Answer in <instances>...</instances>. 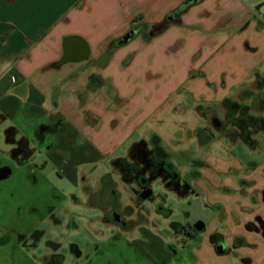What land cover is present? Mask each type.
<instances>
[{
  "label": "rangeland",
  "instance_id": "rangeland-1",
  "mask_svg": "<svg viewBox=\"0 0 264 264\" xmlns=\"http://www.w3.org/2000/svg\"><path fill=\"white\" fill-rule=\"evenodd\" d=\"M129 1L98 0L94 3L90 16L92 15L91 18L96 21L101 31L112 29L121 31L126 28L124 26L128 22L126 18H128ZM247 1L255 5H253L254 12L264 9V0ZM20 2L15 1L10 6L0 4L2 5L0 24L4 25L15 20L19 23L25 21L29 16V10L18 8ZM261 16L264 22V10ZM80 17L83 18L84 15ZM80 20L67 26L71 30L79 29ZM12 32L13 29H9L4 34L8 35ZM171 34L167 32L153 39L148 47L140 51L135 63L127 68L123 67L127 65L129 59L119 66L120 58L127 48L118 50L112 55L115 67L113 77L118 81L117 85L121 93L135 90L136 93L130 104L122 110L120 107L126 100L123 104L122 100L117 101L120 107L116 114L118 122L116 129L111 130L109 120H103L104 117H102L104 125L100 131L94 127L84 129L79 126L81 129L79 140L91 139V146L109 152L105 158L97 162H94L95 158L91 157L92 150L88 147L86 157H91L92 162L87 158L86 163L67 161L66 148L69 147H57L49 157L45 154V148L40 147L32 155L30 152L26 156L28 163L32 162L40 173L38 177L40 176L41 182L39 180V185H32L26 175L22 178L20 171L24 167L20 166L15 152L21 138L20 131H14L12 120H5L0 116V171H2L0 264H43V259L53 252L45 251L48 239L60 245L59 252L65 257V264H264V238L259 234L251 232L245 233L248 236L235 237V241L241 238L244 243L246 239L251 247L241 246L230 249L227 247V252L222 255L215 254L208 242L209 234L215 231L222 232L228 228L230 230L228 229L226 239L231 242L232 233L240 226L244 228V224L249 220L247 216L251 218L262 212L264 215V204L254 206L251 205L253 203L251 200L248 201L249 203H244L240 199L241 195L244 196L245 192L249 193L252 190L255 194H260L253 179L258 181L259 187H264V131L259 130L255 134L254 139L261 142L255 147L244 144L236 134H218L214 131L216 134L214 140L206 146L199 145L195 136L196 128L210 127L212 117L217 116L220 119L223 117V110L219 105L223 96L238 101L241 91H257L253 76L250 75L252 79L247 78L251 70L249 68L246 72V69L256 63L255 78L264 77V34L258 33L254 28L247 31L233 30L225 46L226 52L214 56L212 61L211 59L205 61L209 63L205 68L209 73H214L218 66L224 71L220 73L219 82L217 81L213 92H201L198 100H195L197 98H194L189 91L196 88L200 82L198 79L195 81L189 79L188 72L191 75L199 74L195 72V68L200 63L195 59L198 55L199 58L206 59L211 52L198 50L195 38L197 34L190 32L185 38L183 37L184 48L167 57L165 49L170 43L163 42ZM213 39L215 37L207 36L205 42H213ZM245 41L248 42V47L256 49L251 52L244 50ZM17 42L18 39H13L6 45H0V65L17 46ZM191 65L195 67L192 70H190ZM54 71L56 72L55 69L52 70ZM85 102L91 101H75L79 109L83 108ZM244 102L251 105L252 100L248 98ZM105 104L106 101L102 102V105ZM253 109L255 111L251 112L252 115L264 118L263 109H259L258 105ZM85 114L88 115L86 112ZM70 117H74L73 113ZM87 117L92 120L91 115ZM17 122L20 124V121ZM115 125L116 122L113 121L112 126ZM152 134L160 137L161 145L166 151L174 154L185 153L177 158L174 157L182 181L186 180L184 174L191 169L188 165L190 160L208 161L210 165L208 170L204 171L208 176L206 183L199 181L196 185L197 189L194 185L195 181H191L192 189L178 194L174 189L164 187L161 181L154 180L151 183L153 199L141 202L149 212L148 225L127 232L114 225L105 224L100 220L98 211L88 203V196L85 195L83 188L89 185L95 189L98 175L111 171L114 174L113 178L114 176L116 178L120 207L129 203L136 208L130 201L132 196L128 188L122 185L119 169L114 164L110 166V161L127 158L133 143H139L143 137L147 138ZM32 135L28 133L30 138ZM53 138L48 136L45 144H51ZM254 164L258 167L255 170L250 169L249 176H242L247 173L243 167L249 170ZM80 168L81 173L76 181L72 180L74 170ZM218 170L222 172L217 174ZM82 176L86 182L82 180ZM244 179L250 183L247 190L239 186L240 180ZM235 193L237 196L232 195ZM217 202L226 206L228 210L226 215L212 206ZM49 204L59 211L55 214L60 218V222L56 224L50 219L37 225V228L43 229L46 234L35 240V248L27 246L29 242L26 246L19 245L14 240V232L16 229L19 230L21 221L34 219L35 217L30 215L31 211L43 210L45 205ZM160 209L166 211V214L169 211L170 214L165 215L164 212L162 214ZM227 218L230 221H227ZM36 219L38 221L40 218ZM241 221V225H238ZM197 222L204 224L205 233L200 232L196 239L191 240L179 233V227H194ZM252 222L256 223V220L253 219ZM261 225L264 227V222ZM254 227L257 229L258 224L256 223ZM142 230L143 236L140 235ZM262 235L264 236L263 233ZM149 236L152 239H149L148 243ZM137 237L141 240H135ZM141 243H144V246H141ZM199 243L200 245L194 248ZM72 246L77 248L79 256L74 252L75 249H70ZM245 259H249L250 263L244 262Z\"/></svg>",
  "mask_w": 264,
  "mask_h": 264
},
{
  "label": "crops",
  "instance_id": "crops-1",
  "mask_svg": "<svg viewBox=\"0 0 264 264\" xmlns=\"http://www.w3.org/2000/svg\"><path fill=\"white\" fill-rule=\"evenodd\" d=\"M15 1H21L18 8L23 7L28 9L29 16L26 17L23 23H19L15 20L9 21L4 25L0 24V36L6 35V38L0 42V45H6L9 41L18 39L17 46L6 56L3 64L0 65V116L5 120H12V123H14V125H12L13 129L27 136L28 133H32V130L37 127L42 119L48 122H52L56 119L64 121V124L59 126L55 132L53 149L50 150L51 152L48 151L45 153L47 157H49L57 147L61 146L69 147L66 148L67 161L86 163L85 161H87L88 158L86 157L87 147L92 150L91 157L95 158V160L93 159L94 162L99 161L101 158H105L109 153L107 150H98V147H94V145L91 146V139L89 141L79 140L81 131L79 126H82L84 129L87 127H94V129L97 128V131H100L104 125L102 121L109 120L111 130L116 129L118 125L116 114L119 112L118 107H120L117 101L122 100L123 104L124 100H126L120 107L121 110L124 109L130 104L136 90L133 92L129 91V93L125 94L121 93L118 87L119 85H117L118 81L114 80L115 78L113 77L115 67L112 56L107 65L103 68L92 63H90V65L86 64L87 61L98 58L109 41L124 35L132 27L141 23H155L161 21L181 4L190 0H130V5L127 8L128 18H126L128 22L124 26L126 28L121 31H117L116 29L101 31L95 23L96 21L91 18L92 15L90 16V13L93 11L94 3L98 0H0V4L10 6ZM192 1V4L179 15L180 23L172 24L162 34L167 32L172 33L170 37L163 42L170 43L165 49L167 57H170L169 55L172 53L175 54L184 48V38L190 32L197 34L195 38L198 50H205L208 53L211 52L208 57L206 56V59H201L199 58L200 55H198L195 60L199 61L198 63L200 64L197 65L196 68L194 65L190 66V70L195 68V72H199V74L191 75L188 72L189 79L192 81L198 79L200 82L196 88L189 91V93L193 94L194 98H197L195 100H198L199 94H202L201 92H213V89L216 88L217 81L219 82L220 73L224 71L222 67L218 66L217 69L213 71L214 73H209V71L205 69L209 63H205V61L208 59L212 61L214 56L226 52L225 46L227 45L230 35L233 34V30L247 31L250 28H254L258 33L264 34V22L261 16L264 9H259V11L256 10L254 12V4H251V2L247 0ZM2 5H0V8ZM80 15H84V17L81 18ZM78 19H81L80 28L71 30L67 25H70L74 21L78 22ZM9 29H13V32L8 35L4 34V32ZM176 35L178 38L175 39ZM210 35L215 37V39H213V42L206 43L205 39ZM66 37H76L82 40L87 45L88 58L83 61L68 62L58 66L56 63L62 56L63 39ZM153 39L144 42L140 37H136L124 46L118 48L116 51L127 48L120 58L121 62L119 66L123 61H127V59H129V62L123 68H127L135 63L136 59L139 57L138 54L140 51L148 47ZM129 46L132 48L130 49ZM70 49L75 57L80 55V43L78 41H73ZM255 49V47H248V42L245 41L244 50L251 52ZM52 63H55L54 67L50 66ZM255 64L256 63L251 64L250 67L246 69V72H248L250 68L251 72L247 78L252 79L250 78V75H252L253 82L256 75L254 71L257 67ZM53 69H55L56 72H52ZM92 74L98 75L103 85H99L93 90H87L86 84L89 76ZM58 85L59 89L57 90L56 86ZM221 89L220 87V90ZM224 98L227 97L223 96V99ZM76 100L91 102H85L83 108L79 109L76 106ZM104 101H106V104L102 105ZM85 110L88 111L89 115L92 117V120H89V125H87L85 121ZM114 111L117 112L115 113ZM72 113L74 115L73 118L70 117ZM102 117H104L103 120ZM17 121H20L21 125ZM113 121L116 122L115 127L112 126ZM255 143L261 142L255 140ZM91 157L88 158L89 162H92ZM81 159H83V161H81ZM112 162L113 160L110 161V166ZM205 163L206 166L200 170L201 179L194 182L195 188L197 189L198 186L196 185L199 181L205 182L208 179L204 171L208 170L210 163L208 161H205ZM257 167V164L249 167V170L247 167H243L247 173L242 174V176H249L250 173L248 174V172L250 169L255 170ZM80 170L81 168L74 170L71 176L72 180L76 181L81 173ZM221 172L222 171L218 170L217 174ZM20 173H22L21 175L23 178V175L27 174V169L22 168ZM37 175H40V173ZM38 178L41 182L40 176ZM253 181L255 182L254 185L259 189L260 194L257 195L252 190L249 193L245 192L244 196H240V199L243 200L244 203L251 200L253 202L251 205L259 206L264 204V192H262L264 191V187H259L257 180L253 179ZM40 182H38L37 185H39ZM240 187L245 190L248 188L247 186ZM232 195L237 196L236 193ZM253 199L255 200L253 201ZM212 206L217 207L220 213L223 211L225 215L227 214L228 210L223 203L217 202ZM262 214H258L251 218L247 216L249 220L244 224V228H241V226L238 227L239 229L237 228V230L234 228L236 231L232 233L231 242L229 239H226V234L229 232L228 229L230 230V228L222 230V232L215 231L213 233H220L222 235V241L229 249L239 248L241 246H235V237L237 236H244L245 233L248 234L253 232L264 238L262 235V233L264 234V229L261 225V223L264 222V215ZM253 219H255L258 224L257 229L254 227L256 223L252 222ZM227 221H230L229 218H227ZM241 223L242 221L239 222L238 225H241ZM33 224L36 223L33 222ZM224 226L226 227L227 225ZM142 227L144 226H140L137 229ZM204 231L203 233H205ZM143 232L142 230L141 236L144 235L142 234ZM213 233L208 235V242L215 254L222 255L215 251V247L210 241V236ZM197 236L198 235L189 239L194 240ZM149 239L152 238L149 236L148 243ZM135 240L141 239L137 237ZM241 240L242 239L239 238L237 242H243V240ZM244 241L247 244L245 243V245L242 246L251 247V244H249L250 242L246 239H244ZM144 243H141V246H144ZM199 245L200 243L196 244L194 248ZM173 254L175 256V253ZM244 262L250 263V260L245 259Z\"/></svg>",
  "mask_w": 264,
  "mask_h": 264
},
{
  "label": "flooded vegetation",
  "instance_id": "flooded-vegetation-1",
  "mask_svg": "<svg viewBox=\"0 0 264 264\" xmlns=\"http://www.w3.org/2000/svg\"><path fill=\"white\" fill-rule=\"evenodd\" d=\"M110 42L111 41H109L108 43ZM90 63H92V61H87L86 64L90 65ZM256 78H259V86L256 87L254 85L257 91L252 92L253 96L257 97V101L260 99L258 101L259 109H263L260 107L264 106V77L257 76ZM95 83L96 85L97 83L100 86L103 85L102 80L99 77ZM89 84L90 83L88 81L86 84V88L87 86H89ZM56 89H59V85L56 86ZM85 112L89 115L88 111L85 110ZM88 115L85 114V121L87 125L90 124V118L87 117ZM210 122H213V117L211 118ZM63 124L64 121L57 119L52 122H48L42 119L37 127L32 130V138H29L27 135H24L20 132L21 138L18 145L16 146L17 148L15 149V152H17L16 156L19 159L20 166L27 169L26 178L32 182V185H37L39 182L37 175L38 171L36 170V166L33 165L32 162L28 163V159L26 156L30 152L32 155L33 152H35V150L40 147H44L46 150L45 152L53 149L55 140L52 141L51 144L46 145V138L48 136H52L53 138L59 126H62ZM207 127L208 126L195 129V136L198 143L199 136L201 135V130ZM256 133L257 131L250 134V137L254 138ZM153 135L154 134L148 136L147 138L143 137L142 140L139 141L138 145L129 150L127 158H118L112 162L119 169L122 185L126 189L128 188V191L132 196V199L130 201H132V204H134L136 208H134L129 203H127L125 206L120 207L119 195L116 190L117 182L115 176L113 178L114 174H112L111 171L98 175L95 189H92L89 185L83 188L85 195L88 196V203L98 211L100 220L105 224L114 225L119 229L127 232H132L140 226L148 225L149 212L145 207H143L141 202L153 199V193L149 195L148 192L151 189V183L154 180L161 181L164 187H167L169 189L172 188L178 194H182V192L185 190L192 189L190 182L185 179L184 181H182L180 172L177 173L176 170L170 169L167 163L163 161V157H161L162 152L155 143ZM236 135L240 136L239 132H236ZM144 151L145 153H143ZM157 156L159 157L157 158ZM1 174L2 171H0V175ZM184 176H186V174H184ZM82 177V180L85 181L86 179L84 178V176ZM55 212L58 213L59 211L56 210L55 207L53 208L52 205H45L44 209L40 211H38V209H33L30 215L35 218L24 222L21 221L20 226L22 227H19V230H15L14 240L18 242L19 245L24 244L25 246L29 242L27 246L35 248V240L45 236L46 233L43 229H38V226L33 224V222L37 221L36 218H40L37 224L49 221L50 219L58 224L60 222V219L59 217H56ZM163 212L164 211H161L160 209V213L162 214H164L166 211L164 213ZM169 214V211H167V214L165 213V215ZM179 229V233L182 235L184 234V237L187 238H193L199 234V232L192 226L183 228L179 227ZM46 244L48 246L45 247L46 253L49 252L48 250H51L53 252L48 257H45L42 263L65 264V257L62 255V253L59 252L60 245L52 239L46 240ZM70 249H75L74 252H76L78 256L80 255L79 251L74 246L70 247Z\"/></svg>",
  "mask_w": 264,
  "mask_h": 264
},
{
  "label": "trees",
  "instance_id": "trees-1",
  "mask_svg": "<svg viewBox=\"0 0 264 264\" xmlns=\"http://www.w3.org/2000/svg\"><path fill=\"white\" fill-rule=\"evenodd\" d=\"M192 2H193L192 0L184 2L176 10L166 15L161 21H158L155 23H141L139 25L132 27L124 35L108 43L105 49L103 50V52L98 56V58H96L95 60H92V63L103 68L105 65H107L112 54L118 48L124 46L125 44L133 40L134 38L140 36L144 42H148L151 39L161 35L172 24L180 23L179 15L183 13L187 9V7L190 4H192ZM126 35H129V38H126ZM5 38H6V35H1L0 42H2ZM50 66L54 67L55 63L50 64ZM98 77H99L98 75H94V74L89 76L88 81L90 84L89 86H87L88 88L87 90H93L95 87L99 86L98 83L97 85L95 83L98 80ZM258 80L259 78H255L254 85L256 87L259 86ZM248 98H251L252 100L251 105L246 104L244 102V101H247ZM258 101H257V97L253 96V92L249 90H246L244 92L241 91L240 100L238 101L233 100L228 97L221 100L219 105L221 106V109L223 110V117L221 119L217 116L213 117V122L210 123L211 129L210 127H207L201 130V133H200L201 135L199 136V144L202 146L209 145L211 141L215 138L214 131H216L218 134L222 133V134H228V135L229 134L233 135V134H236V132H239L240 134L239 138L245 144L249 145L250 147H254L256 144L255 139L251 138L250 134L254 133L255 131L258 132L259 130H264V118L261 116H256V115L251 114L252 111H255V109L253 108L259 104ZM260 108L264 109V106ZM153 139L155 140V143L157 144L160 151L162 152L161 157H163V161L167 163L170 169L176 170V172L179 173L177 169V165L176 163H174L175 162L174 160L179 155H185V153L183 152L184 154H182V152H177V153L175 152L176 155L174 153H170L166 151L164 147H162L161 139L158 135L154 134ZM187 152L188 151H186V153ZM143 153H145V151ZM158 157L159 156H157V158ZM188 165L191 167V169L188 171V173H186V176H185L186 180L188 182H191V181H196L198 179H201L200 170L206 166L205 161L190 160L188 162ZM239 184L242 187L250 186V183L245 180H240ZM210 241L214 245L215 251L218 254H224L227 252L228 248L225 245V243L222 241V235L220 233H213L210 236ZM242 245H245V243L244 242L238 243L237 240L235 241V246L239 247Z\"/></svg>",
  "mask_w": 264,
  "mask_h": 264
},
{
  "label": "water",
  "instance_id": "water-1",
  "mask_svg": "<svg viewBox=\"0 0 264 264\" xmlns=\"http://www.w3.org/2000/svg\"><path fill=\"white\" fill-rule=\"evenodd\" d=\"M126 38H129V35H126ZM73 41H78L80 43V55H76L77 57H75V55L72 54L70 47L72 46ZM63 53L62 56L60 58V60L56 63L58 66H61L65 63L68 62H77V61H83L85 59L88 58V48L87 45L80 39L76 38V37H66L63 39ZM139 143H136L134 145H132L131 148L135 147L136 145H138ZM113 165V163H112ZM149 195L152 194L151 189L149 190ZM147 193V194H148ZM194 228L198 231V232H203L204 231V224L201 222H197L194 226Z\"/></svg>",
  "mask_w": 264,
  "mask_h": 264
}]
</instances>
